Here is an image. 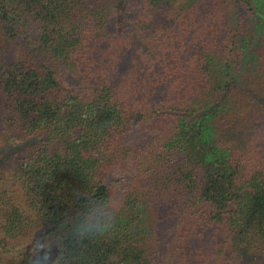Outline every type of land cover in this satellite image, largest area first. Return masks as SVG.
<instances>
[{"label": "trees", "instance_id": "1", "mask_svg": "<svg viewBox=\"0 0 264 264\" xmlns=\"http://www.w3.org/2000/svg\"><path fill=\"white\" fill-rule=\"evenodd\" d=\"M45 240L264 264V0H0V264Z\"/></svg>", "mask_w": 264, "mask_h": 264}, {"label": "clouds", "instance_id": "2", "mask_svg": "<svg viewBox=\"0 0 264 264\" xmlns=\"http://www.w3.org/2000/svg\"><path fill=\"white\" fill-rule=\"evenodd\" d=\"M108 230L107 229H101L97 232V237H103L106 234H108ZM47 240L40 242L37 247L40 248V252L36 253V257H42V264H51V258L53 255H55L56 253L54 251H51V253L49 254V251L44 248L41 247L42 245L45 244ZM49 248H51V245H49ZM63 256V252H61V256L60 258H58V264H60V259ZM35 259V258H34Z\"/></svg>", "mask_w": 264, "mask_h": 264}]
</instances>
